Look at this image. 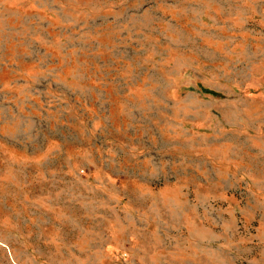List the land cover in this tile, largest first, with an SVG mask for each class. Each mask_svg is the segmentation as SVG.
Here are the masks:
<instances>
[{
	"label": "rangeland",
	"instance_id": "rangeland-1",
	"mask_svg": "<svg viewBox=\"0 0 264 264\" xmlns=\"http://www.w3.org/2000/svg\"><path fill=\"white\" fill-rule=\"evenodd\" d=\"M0 264H264V0H0Z\"/></svg>",
	"mask_w": 264,
	"mask_h": 264
}]
</instances>
